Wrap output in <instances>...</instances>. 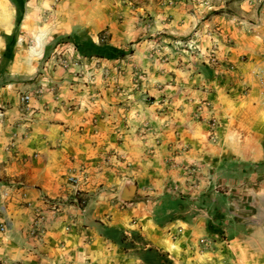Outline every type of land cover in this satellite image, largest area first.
<instances>
[{"label": "crops", "instance_id": "1", "mask_svg": "<svg viewBox=\"0 0 264 264\" xmlns=\"http://www.w3.org/2000/svg\"><path fill=\"white\" fill-rule=\"evenodd\" d=\"M176 14L174 20L185 19ZM39 18L27 1L5 69L10 78L22 75L34 59L50 62L56 49L67 53L70 66L58 68L52 79L57 82L42 88L28 107L18 102L23 91H16L17 84L0 87V226H6L0 261L138 264L134 249L125 251L102 233L107 227L127 240L138 233L177 264L178 255L201 239L218 238L208 231L211 222L229 236L225 251L244 255L249 264L263 262L264 172L246 167L233 176L215 174L223 158L264 163V140L252 130L237 131L240 124L227 119L213 143L206 125L191 118L205 99L229 116L237 104L227 83H217L211 69L181 66L172 57L84 58L72 44H53L61 26L49 21L44 27ZM14 19L13 5L0 0V58L6 47L2 34L15 31ZM224 24L222 35L236 42L218 37L215 56L242 72L248 63L240 61L246 51L241 25ZM174 26H166L171 43L191 34V43L206 44L191 21ZM26 31L36 32V42L24 53ZM134 68L143 73L140 88ZM75 197L85 198L83 208Z\"/></svg>", "mask_w": 264, "mask_h": 264}, {"label": "rangeland", "instance_id": "2", "mask_svg": "<svg viewBox=\"0 0 264 264\" xmlns=\"http://www.w3.org/2000/svg\"><path fill=\"white\" fill-rule=\"evenodd\" d=\"M28 1L33 3V7L40 17L37 20L39 24L45 27L50 21V26H61L53 44H62L60 41L66 35L86 30L97 44H109L124 50L126 55L118 58L123 61L137 55L151 59L172 57L181 66L191 65L202 70L211 69L212 76L217 83H227L228 93L233 99L232 104H237V107L233 108L234 111L232 110L233 112L225 117L217 104L210 99H205L195 106L191 118L195 122L206 125L208 139L213 143H216L218 128L227 119L235 120L240 124V127L236 128L237 131L252 130L258 138L264 140V0ZM177 10L185 15L184 20H174V16H177ZM67 19H69L71 30H75L71 33L67 27L69 24L66 22ZM189 21L197 25L195 31H199L206 39L205 45L202 44V46L197 47L196 44L190 42L191 40H187L188 38L191 39V34L184 37L181 42L171 43L169 39L172 38V35L166 26L171 24L175 27V23L180 26L181 23L188 24ZM239 21H241L240 24H238ZM225 22L226 24H235V26L241 25V31L244 34L241 41L246 51L242 52L240 61L248 63L242 72H239L232 62L222 59H218L219 63L215 66L207 64L212 53L215 54L218 37L225 38V44L232 45L236 42L230 37L222 35V27L220 26ZM83 25L88 27H83ZM25 34L24 53L36 42L35 31H26ZM247 36L254 38L250 40ZM253 40H256L257 44ZM254 43L257 45L256 48L253 46ZM48 61L49 59L42 58L38 63L34 59L30 64H26L22 71L24 73L15 80L10 78L8 69L7 71L4 70L0 74V87L15 83L18 93L20 91L35 92L40 88L52 87L57 82L52 80L54 73L58 68L68 70L70 60L64 50L56 49L50 54V62ZM122 70L121 68L118 69L120 72ZM132 73L136 87L140 88L143 75L141 69L134 68ZM237 84L239 89L235 92L234 89ZM205 103L208 104L207 109L204 107ZM1 110L3 111V109ZM259 114H261L260 117ZM213 117L217 119L218 123L214 129H210L209 122L210 118ZM240 120L246 122L241 123ZM219 167L222 168V171L219 170L215 174L216 177L227 173L233 176L234 172H241L246 167L258 168L264 172V163H249L232 157L223 158L219 162ZM190 169L191 167L186 171L189 172ZM189 174L195 173L190 172ZM194 178L193 184L198 185L200 179L196 176ZM121 207L126 208L125 205ZM217 229L215 234L218 235V238L201 239L194 248L187 249V253L183 254L182 257L178 255L177 264H237V260H240L239 264H249L244 255L237 257V254L233 256L224 250L227 248L229 236L221 234L224 232L220 231L219 228ZM102 233L114 240L120 239L123 234L121 231L107 227L102 228ZM171 239L174 240V238ZM202 240L205 243H202ZM213 242H222V244L215 246ZM126 251H130V248ZM135 251L139 258L138 264H144L147 255L138 250ZM12 263L22 264L20 262L0 261V264ZM250 264H264V261L260 263L251 262Z\"/></svg>", "mask_w": 264, "mask_h": 264}, {"label": "trees", "instance_id": "3", "mask_svg": "<svg viewBox=\"0 0 264 264\" xmlns=\"http://www.w3.org/2000/svg\"><path fill=\"white\" fill-rule=\"evenodd\" d=\"M27 1L28 0H9V2L13 5L15 12V31L11 34H2L6 47L2 57L0 58V74L6 69L11 60ZM60 43L72 44L79 55L84 58L116 59L126 55L124 50L118 47L109 44L95 43L86 30H80L79 32L66 35ZM48 50L49 49L46 48L44 54L45 57L48 56ZM262 148L264 151V141L262 142ZM208 231L210 233H215L218 229L215 228L211 222H208ZM108 238L112 239V237L109 236ZM136 239L138 240L137 242ZM115 241L122 245L125 251L130 248L147 255V258L144 260V264H173V261L169 257L168 253L153 246H148V243H146L138 233H132L129 240H127V236L122 234L121 238Z\"/></svg>", "mask_w": 264, "mask_h": 264}, {"label": "built area", "instance_id": "4", "mask_svg": "<svg viewBox=\"0 0 264 264\" xmlns=\"http://www.w3.org/2000/svg\"><path fill=\"white\" fill-rule=\"evenodd\" d=\"M218 59L216 58L215 54L212 53L209 62L207 63L208 65H212L215 66L217 65ZM42 88L36 90L35 92H20L18 95V102L20 103V105L24 106V107H28L29 104L35 99V97L37 95H39L41 93ZM207 105L208 104H204L205 109H207ZM218 123L217 119L215 117L210 118V129H214V126ZM74 202L78 205L79 208H83L85 205V199L82 197H75ZM6 231V226L5 225H1L0 226V233H5ZM202 243H205L204 240L201 241ZM15 264V263H12Z\"/></svg>", "mask_w": 264, "mask_h": 264}]
</instances>
